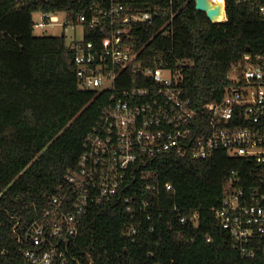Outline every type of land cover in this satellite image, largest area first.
I'll return each instance as SVG.
<instances>
[{
  "label": "trees",
  "instance_id": "trees-1",
  "mask_svg": "<svg viewBox=\"0 0 264 264\" xmlns=\"http://www.w3.org/2000/svg\"><path fill=\"white\" fill-rule=\"evenodd\" d=\"M125 5L152 16L150 23L131 26L137 61L147 68L162 63L180 75L182 97L197 111L221 100L232 65L245 55L264 58V17L258 11L264 0H224L226 20L215 23L195 10L194 0ZM67 7L74 13L85 9L77 0H0V264H21L18 237L76 169L81 145L108 104V91L78 88L75 53L63 36L33 35L34 14ZM169 21L172 34L164 35ZM84 33L93 43L109 37L108 30ZM126 75L118 87L131 85L132 71ZM231 179L246 193H264V167L223 150L204 160L174 152L143 157L130 167L114 200L80 218L72 252L94 264H263L260 253L256 260L240 255L215 218ZM125 198L134 199L131 214ZM144 201L151 221L139 209ZM178 216L187 222L181 225ZM132 223L140 224L135 244L123 227Z\"/></svg>",
  "mask_w": 264,
  "mask_h": 264
},
{
  "label": "built area",
  "instance_id": "built-area-1",
  "mask_svg": "<svg viewBox=\"0 0 264 264\" xmlns=\"http://www.w3.org/2000/svg\"><path fill=\"white\" fill-rule=\"evenodd\" d=\"M77 1L85 5L83 12L74 13L69 7L54 13L38 12L39 26H59L63 31L66 26L73 30L80 27L82 39L67 44L75 53L78 88L106 90L110 96L81 145L76 169L68 173L48 207L18 237L21 264H94L90 256L81 258L72 252L79 220L90 208L114 200L130 167L143 157L174 152L204 160L223 150L230 157L264 167V58L252 60L245 55L232 65L221 100L197 111L182 97L180 75L162 63L156 68L143 67L130 47L132 24L150 23V13L130 12L126 0ZM258 11L264 17V5ZM170 21L162 27L164 35L172 34L166 29ZM84 28L108 30L107 43L105 39L87 41ZM130 70L134 76L131 85L118 87ZM237 182L231 179L226 183L215 218L240 255L256 260L260 253L259 263L264 264V193H246ZM165 190L171 192L172 186L166 184ZM133 200L123 201L130 214ZM147 205L144 201L139 209L144 220L151 221ZM160 216L158 212L157 218ZM178 218L181 225L188 220ZM190 221L195 224L196 215ZM123 227L125 237L135 244L140 224Z\"/></svg>",
  "mask_w": 264,
  "mask_h": 264
},
{
  "label": "rangeland",
  "instance_id": "rangeland-1",
  "mask_svg": "<svg viewBox=\"0 0 264 264\" xmlns=\"http://www.w3.org/2000/svg\"><path fill=\"white\" fill-rule=\"evenodd\" d=\"M33 21H34V29H33V35L40 36V37H46V36H57L61 37L64 36V39L66 41V44H69L73 40H81L83 35L81 34L80 27H76L74 30L70 28V26H66V30L63 31V29L59 26H48L46 28H41L39 26L40 20L39 16L33 15Z\"/></svg>",
  "mask_w": 264,
  "mask_h": 264
},
{
  "label": "water",
  "instance_id": "water-1",
  "mask_svg": "<svg viewBox=\"0 0 264 264\" xmlns=\"http://www.w3.org/2000/svg\"><path fill=\"white\" fill-rule=\"evenodd\" d=\"M194 8L199 12L205 13L207 19L211 23L221 22L218 20V17L221 15L222 12H224V3H223V7H221V5L219 4H215V3L212 4L209 0H194ZM224 15L226 20L225 12Z\"/></svg>",
  "mask_w": 264,
  "mask_h": 264
},
{
  "label": "bare ground",
  "instance_id": "bare-ground-1",
  "mask_svg": "<svg viewBox=\"0 0 264 264\" xmlns=\"http://www.w3.org/2000/svg\"><path fill=\"white\" fill-rule=\"evenodd\" d=\"M212 4H219L221 7H223L224 0H209ZM222 12V11H221ZM219 21L225 20L224 12L221 13V15L218 17Z\"/></svg>",
  "mask_w": 264,
  "mask_h": 264
}]
</instances>
